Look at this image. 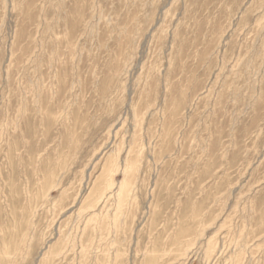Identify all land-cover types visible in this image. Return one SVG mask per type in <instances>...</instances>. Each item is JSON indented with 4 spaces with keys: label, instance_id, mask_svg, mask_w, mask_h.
<instances>
[{
    "label": "rangeland",
    "instance_id": "374dc122",
    "mask_svg": "<svg viewBox=\"0 0 264 264\" xmlns=\"http://www.w3.org/2000/svg\"><path fill=\"white\" fill-rule=\"evenodd\" d=\"M0 264H264V0H0Z\"/></svg>",
    "mask_w": 264,
    "mask_h": 264
},
{
    "label": "bare ground",
    "instance_id": "6f19581e",
    "mask_svg": "<svg viewBox=\"0 0 264 264\" xmlns=\"http://www.w3.org/2000/svg\"><path fill=\"white\" fill-rule=\"evenodd\" d=\"M38 110H39V108H38ZM37 112V111H36ZM25 116V115H24ZM16 126V125H15ZM29 145V144H28ZM19 149V148H18ZM109 150H111V149H109ZM21 154V153H20ZM20 157H22V156H20ZM33 159V158H32ZM126 159V158H125ZM126 161V160H125ZM31 162H33L32 160H31ZM48 171V170H47ZM36 172V171H35ZM49 172V171H48ZM42 177V176H41ZM51 177H53V176H51ZM37 178H38V176H37ZM39 179V178H38ZM43 179V178H42ZM58 181V180H57ZM120 186V185H119ZM116 187H118V186H116ZM117 190H119V189H117ZM109 191V190H108ZM105 192H107V191H105ZM112 192V191H111ZM105 197V196H104ZM34 211V210H33ZM36 211V210H35ZM33 215V214H32ZM197 217H198V215H197ZM202 219V218H201ZM199 223V222H198ZM96 226V225H95ZM196 227V226H195ZM205 227V226H204ZM20 228V227H19ZM35 228V227H34ZM26 229V228H25ZM204 229V228H203ZM33 230V229H32ZM197 230V229H196ZM22 231V230H21ZM193 231V230H192ZM197 232V231H196ZM16 234V233H15ZM95 234V233H94ZM205 234V233H204ZM97 235V234H96ZM193 238V237H192ZM195 238H198V236L197 237H195ZM190 240V239H189ZM198 241V240H197ZM209 242H211V241H209ZM4 245H5V243H4ZM186 245V244H185ZM207 245H208V243H207ZM5 247V246H4ZM189 247V246H188ZM45 249V248H44ZM27 251V250H26ZM180 251V250H179ZM181 252H183L182 250H181ZM187 252V250L183 253V255L184 254H187L186 253ZM190 255V254H189ZM142 256V255H141ZM187 257V256H186ZM141 258V257H140ZM191 258V257H190ZM180 260V259H179ZM185 260V259H184ZM189 261H191L190 259H189Z\"/></svg>",
    "mask_w": 264,
    "mask_h": 264
}]
</instances>
